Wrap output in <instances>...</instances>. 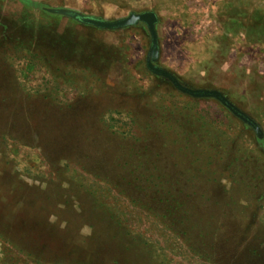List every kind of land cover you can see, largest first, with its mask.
<instances>
[{
	"label": "rangeland",
	"instance_id": "rangeland-1",
	"mask_svg": "<svg viewBox=\"0 0 264 264\" xmlns=\"http://www.w3.org/2000/svg\"><path fill=\"white\" fill-rule=\"evenodd\" d=\"M0 264H264V0H0Z\"/></svg>",
	"mask_w": 264,
	"mask_h": 264
},
{
	"label": "water",
	"instance_id": "water-1",
	"mask_svg": "<svg viewBox=\"0 0 264 264\" xmlns=\"http://www.w3.org/2000/svg\"><path fill=\"white\" fill-rule=\"evenodd\" d=\"M45 10L51 14H61L70 17L82 25L90 26L101 31H120L127 28L136 27L140 24L145 25L150 36V47L146 57V68L152 75L167 80L177 91L191 98L216 100L232 115L249 126L255 132L258 138H263V131L260 125L249 115L234 105L222 92L213 89H194L188 87L181 83L174 74L157 64L160 58V44L157 31L159 18L155 12H132L127 17L121 19L106 20L98 17L87 16L82 13L66 9Z\"/></svg>",
	"mask_w": 264,
	"mask_h": 264
}]
</instances>
